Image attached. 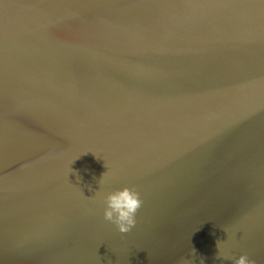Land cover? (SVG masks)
Wrapping results in <instances>:
<instances>
[{
	"label": "water",
	"instance_id": "water-1",
	"mask_svg": "<svg viewBox=\"0 0 264 264\" xmlns=\"http://www.w3.org/2000/svg\"><path fill=\"white\" fill-rule=\"evenodd\" d=\"M242 254L264 264V0H0V264Z\"/></svg>",
	"mask_w": 264,
	"mask_h": 264
},
{
	"label": "clouds",
	"instance_id": "clouds-1",
	"mask_svg": "<svg viewBox=\"0 0 264 264\" xmlns=\"http://www.w3.org/2000/svg\"><path fill=\"white\" fill-rule=\"evenodd\" d=\"M101 199L104 203V220L114 224L121 234L131 231L137 222V212L143 205L140 193L135 188L122 187L109 191L107 194H101ZM217 249V260H232L231 255L218 243ZM181 264H187V262L181 261ZM233 264H254V262L247 254H242L233 260Z\"/></svg>",
	"mask_w": 264,
	"mask_h": 264
}]
</instances>
